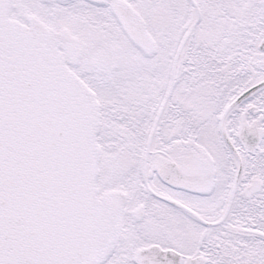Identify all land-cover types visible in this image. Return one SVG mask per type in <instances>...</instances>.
<instances>
[{
  "label": "snow or ice",
  "instance_id": "snow-or-ice-1",
  "mask_svg": "<svg viewBox=\"0 0 264 264\" xmlns=\"http://www.w3.org/2000/svg\"><path fill=\"white\" fill-rule=\"evenodd\" d=\"M0 264H264V0H0Z\"/></svg>",
  "mask_w": 264,
  "mask_h": 264
}]
</instances>
